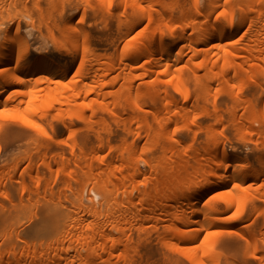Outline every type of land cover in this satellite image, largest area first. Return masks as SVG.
<instances>
[{
  "label": "bare ground",
  "instance_id": "obj_1",
  "mask_svg": "<svg viewBox=\"0 0 264 264\" xmlns=\"http://www.w3.org/2000/svg\"><path fill=\"white\" fill-rule=\"evenodd\" d=\"M65 1L0 0V264H264V0Z\"/></svg>",
  "mask_w": 264,
  "mask_h": 264
},
{
  "label": "rangeland",
  "instance_id": "obj_2",
  "mask_svg": "<svg viewBox=\"0 0 264 264\" xmlns=\"http://www.w3.org/2000/svg\"><path fill=\"white\" fill-rule=\"evenodd\" d=\"M178 1L179 2L185 1V3L187 5H189V3H190V0H178ZM79 3H80L79 0H66L65 1L66 12L69 13L70 10L75 5H78ZM87 16L89 17V19H86V23L87 24L90 23L91 25H94V22H97L99 20V18H100L98 15L93 16V17H90L89 15H87ZM54 19H56V20L59 19L57 14H55ZM94 19H95V21H94ZM13 21H14V19H12V20L5 19L4 20V24H2V25L5 26L6 24H12ZM24 21L26 22V21H28V19L24 18ZM41 31L44 32L45 29L41 27ZM33 32L36 34L35 30ZM48 52L49 53L53 52L51 45L49 47V51ZM249 88H251L250 85L248 86V89ZM254 90H257L258 92L254 93L252 91V93H251L250 91H246L245 95L249 99H253V100L257 99V101H261L262 100L261 99L262 96L260 95L259 90L256 89V88ZM198 105L203 106L206 109V112H205L204 115H200L199 117L196 118V124H198V123L202 124V125L210 128V129H212L213 131L214 130L218 131L221 128V121L219 120V116L222 117L224 122H227V121H229V119L232 116L240 117L242 115V112H243L241 107H237L234 110L233 101H230V100L226 99L223 96H220V98L217 101V103L215 104V106L213 105L210 96L207 97V101H205L203 103L200 102ZM196 124H190V125H191V127L196 128ZM22 127L23 126L19 125L15 121H5V122H3V129L5 128V129H10L12 131H15V130H20ZM172 127L173 126H171L170 128H172ZM231 128H232L231 125H229V128L227 127L225 135L232 142V141H235V139L233 137V133H232L233 131L231 130ZM253 128L257 129L258 126L253 125ZM183 131H185L186 136L183 138V142L181 143V148H183L186 145H188L190 143L189 140L193 136L191 128H185ZM178 137L181 139L182 136L178 135ZM253 137L255 138V136H253ZM144 139L145 138H144L143 135H141L139 137L138 140H139V145L140 146H143L144 141H145ZM206 139H207L206 135L201 133L199 138L194 142V149L195 148L199 149ZM220 139H223V136H221ZM182 144L184 145L183 147H182ZM237 144L240 145L241 150H242L243 153L244 152L245 153H249L250 150H254L255 149L254 148V144H252V143H250L248 146H245V145L242 146V144H240V143H237ZM181 148L179 147V149H181ZM137 151L139 153L140 149L138 148ZM138 168L140 170H145L146 169V167L144 166V164L142 162L138 163ZM161 220H162L161 217H159V221H161ZM133 241L137 242V247H135L134 249L130 250V252H129V255L132 256V258H133V262L131 264H157L158 263L157 260H160V261L162 259L164 260V256L165 255H175V256L180 257L181 259H183L181 257V254H179L177 251L173 250L170 246H168L165 242H163L158 236H155V234H152V235H150L148 237L145 236V238H143V239H138V238H136L134 236L133 237ZM224 241H229V240H224ZM157 257H158V259H157ZM160 257L162 259H160ZM109 260L111 261L112 264H130V263H127V262L123 261L122 257H117V256H112V257L109 258ZM163 263L164 262H160V264H163ZM99 264H105V263L104 262H100Z\"/></svg>",
  "mask_w": 264,
  "mask_h": 264
}]
</instances>
